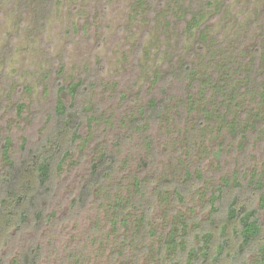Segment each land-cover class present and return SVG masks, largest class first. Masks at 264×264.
Here are the masks:
<instances>
[{
	"label": "rangeland",
	"instance_id": "rangeland-1",
	"mask_svg": "<svg viewBox=\"0 0 264 264\" xmlns=\"http://www.w3.org/2000/svg\"><path fill=\"white\" fill-rule=\"evenodd\" d=\"M261 11L264 0H0V180L6 167L2 144L9 140L16 162L39 152L59 129L57 87L81 83L75 96L59 94L64 105L80 111L79 139L62 150L51 148L49 190L22 227L0 237V264H19L31 247L38 248L37 264H118L111 260L121 247L118 235L101 245L86 235L113 203L109 196L134 197V177L178 184L201 176L178 203L173 189L157 198L151 217L160 230L166 215L207 222L206 204L224 181L229 189L217 203L220 212L212 215L218 224L231 195L246 204L254 193L251 174L264 179V137L253 139L247 131L252 140L234 142L229 130L212 120L194 134L198 110L210 106L212 94L204 99L197 92L190 112L181 82L166 84L163 78L184 61L197 79L206 78L238 51L240 60L249 61L256 46L257 66L264 70V23H254ZM198 41H205L203 48L195 46ZM151 100L165 101L157 123L146 119ZM249 100L245 97L236 114L251 111ZM140 118L141 129L131 130ZM103 153L115 158L113 173L80 200L91 165ZM2 191L0 184V198ZM259 217L264 235V210ZM146 259L141 264H160Z\"/></svg>",
	"mask_w": 264,
	"mask_h": 264
},
{
	"label": "trees",
	"instance_id": "trees-1",
	"mask_svg": "<svg viewBox=\"0 0 264 264\" xmlns=\"http://www.w3.org/2000/svg\"><path fill=\"white\" fill-rule=\"evenodd\" d=\"M254 23H264V11L257 15ZM204 43L205 41H198L195 46L200 49ZM260 51V47H254L250 52L251 56L248 57L249 61L246 62L240 60L242 53L239 51L236 56L229 55L224 58L221 65L216 66L210 76L203 79L196 78L192 66L187 61L164 75L163 80L166 84L172 80L181 82V87L186 93L187 109L190 112L197 105L194 101L197 92L201 93L204 99L209 93L212 94L210 106L200 107L198 110L199 117L193 127L194 134L204 123L212 120L222 129H228L234 142L245 138L247 131L252 133L253 139L264 137V70L257 66ZM80 87L81 83L69 88L57 87L55 116L59 129L46 140L39 152L29 154L24 161L16 162L9 154V140L2 144L1 155L6 160V167L0 180L3 186V197L0 198V237L7 234L11 228L22 227L29 213L38 208L41 193L49 190L48 184L55 157L49 153L51 148L62 150L63 145L79 139L80 111L73 105L69 108L64 105L59 94L67 91L69 95L75 96ZM245 97L250 99L248 104L252 108L251 111L249 108L242 109L236 114L235 109L240 107ZM182 102L186 105L184 100ZM164 103V100L160 103L151 100L146 119L157 123L161 118ZM255 108L258 111L254 112ZM21 110L22 105H19L18 112ZM143 113L140 112L142 116L145 114ZM143 122L142 118L134 120L130 125L131 130H140ZM239 125H244L241 131ZM246 138L247 141L252 140L248 136ZM145 143L151 148L150 142ZM68 151L64 150L63 158L69 155ZM151 153L153 157L156 155L153 150ZM115 163V158L103 153L91 165L90 180L81 190L80 200L88 198L94 186L112 175ZM199 176L190 183L188 178L178 184L171 179L158 182L156 178L151 177L142 182L138 177H134L137 191L134 197L126 198L119 194L109 196L108 200L113 199V203L106 208L102 221L88 229L86 238L91 237L92 244L101 245L104 239L118 235L117 240L121 247L115 249L111 256V260L117 261L118 264H141V261L145 257L147 261L150 255L151 259L148 261H158L160 264H248L252 255V264H264V235L259 217V211L264 210V179L258 178L257 174L250 176L249 184L254 193L248 202L239 204L238 196L231 195L225 206L224 220L220 224L212 215L220 212L217 203L223 197L224 190L229 189L228 181H224L222 187H216L207 202V209L210 212L207 222H198L197 217L185 218L178 215L169 219L167 218L169 215H166L163 217L166 221L165 232L152 227L151 215L157 198L173 189L174 203H178L184 199L185 193L194 190L192 188H195L201 179ZM237 186L242 185L237 183ZM37 210L36 216L40 217L42 210ZM174 210L171 212L174 213ZM37 254L38 248H28L21 256L20 263L37 264L35 258V256L38 258Z\"/></svg>",
	"mask_w": 264,
	"mask_h": 264
}]
</instances>
